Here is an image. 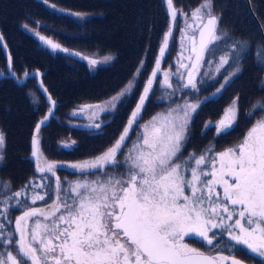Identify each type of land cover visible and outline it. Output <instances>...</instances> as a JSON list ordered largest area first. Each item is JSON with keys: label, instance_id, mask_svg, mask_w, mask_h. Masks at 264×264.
<instances>
[{"label": "snow or ice", "instance_id": "snow-or-ice-1", "mask_svg": "<svg viewBox=\"0 0 264 264\" xmlns=\"http://www.w3.org/2000/svg\"><path fill=\"white\" fill-rule=\"evenodd\" d=\"M43 2L49 4V0ZM163 3L169 25L159 49L160 59L145 81L128 126L108 149L91 160L59 165L44 160L41 166L38 137L56 104L48 95L50 107L34 126L31 156L37 161V171L50 174L41 175L40 180L51 182L30 180L14 190L9 181L0 180V240L14 245L0 253V264H242L237 259L241 252L249 258L255 254L264 264V102L252 105L246 113L254 122L239 143L220 151L209 144L199 154L185 155L189 126L202 102L198 95L195 103L179 100L180 94H199L206 80L214 81L222 75L214 95L219 94L242 74L249 58L264 71V42L233 40L221 27L222 17L214 14L213 0H200L191 13H185L175 0ZM49 6L66 12L54 4ZM66 14L84 18L80 13ZM177 16L184 25L180 41H188L189 55L185 63L182 47L179 68L173 72L171 66L161 69V59ZM39 39L53 52H68L50 39ZM0 47L7 49L2 33ZM5 55L10 68L11 54ZM161 71L163 78L157 84ZM139 72L138 68L137 79ZM17 83L24 81L17 79ZM154 84L157 89L169 90L159 97L169 104L147 124L138 123ZM135 87V80H130L126 89L107 105L83 107L114 111L116 104L132 95ZM260 88L264 89V78ZM43 90L47 93L46 88ZM31 103L36 105V98ZM78 111L74 110L73 115ZM238 111L234 102L225 118L206 128L215 127L217 134H228ZM89 119L93 122L88 127L101 128L94 113L90 112ZM133 124L143 132L129 140ZM5 148L6 137L0 131V162L4 160ZM57 168H69L73 174L89 173L94 178L81 176L75 181H62L56 175ZM46 197L49 203L44 208L31 206ZM17 207L22 212L12 217L11 211ZM5 221L14 223L15 230L7 228ZM185 237L204 250L185 243ZM225 238L229 242L221 244Z\"/></svg>", "mask_w": 264, "mask_h": 264}, {"label": "trees", "instance_id": "trees-1", "mask_svg": "<svg viewBox=\"0 0 264 264\" xmlns=\"http://www.w3.org/2000/svg\"><path fill=\"white\" fill-rule=\"evenodd\" d=\"M176 1L180 5L188 6L196 0ZM253 1L256 2V5L253 4L252 0L250 5L254 15L251 13L249 3H246V0H232L228 6H224L221 2L215 0L227 21L234 24V32L230 33L233 40L247 39L252 44L264 42L260 28L261 26L264 33V20H261V17H264V0ZM51 4L66 10V12L90 14V17L84 21H79L74 18V15L66 14V12H63V15L57 13L52 7V9L50 8L49 5ZM256 9L262 12L260 16L256 14ZM157 13L159 15L155 17ZM221 17V19H224L223 16ZM55 19L63 20V25L57 28L48 26L51 22L54 23ZM167 21L168 16L163 0H49L48 5L43 0H10L6 4H2L0 0V32L11 54L13 72L17 73V71L20 72L28 68L32 69L30 71H36L40 69L39 67H42L45 85L53 96H57L63 110H67L75 104L78 107L79 103H84L87 99L99 100L108 92L113 93L118 90L135 71L137 66L136 59L141 57L144 51H157V48L154 49L155 45H151V47L149 45L148 47L145 46V43H149V39L152 36H160ZM39 23L42 24L39 25ZM30 25L39 28V32L37 31L39 36L47 37L45 32L50 33L54 29L55 34L61 33V35H57L58 40L67 43L73 49L88 52L102 51L109 61V65L121 54L124 57L125 51H129L127 48L131 46L139 45L144 51L138 52L136 48L133 49L136 51H131L125 58L124 64L116 70L107 71L108 68H103L106 66L91 67L85 63V65L81 64L73 67L67 65L63 72H69L71 68H75L72 73L77 71V75L84 79L86 76L82 74L83 71L81 69H85L92 78L89 83L91 88L94 89L93 91L86 88L83 90L84 84L78 90L79 88L76 89L70 86V83L66 84L63 73L57 75L48 74V76L45 74L44 70L51 67L55 59L50 56L51 48L34 34L36 32ZM42 25L45 26L43 30L41 29ZM109 25L108 32H106L110 36H107L109 39L104 35H97L98 31H104ZM238 25L240 26L238 27ZM138 29L140 32H138ZM246 64L251 65L252 68L249 70L244 66L242 74L229 83L227 89L229 88L228 94L231 98L225 103L226 107L222 106V111H226L233 106L234 102L236 104L239 103L241 112L237 116H242L239 120L244 122L241 128L237 126L230 131L227 139H225L228 143L232 142L237 134L239 138L245 134V131L254 122L246 113L252 105L264 101V89L260 88V81L264 78V71L260 69V73L256 74L253 66L255 63L251 58L247 60ZM0 72L8 73V61L5 50L2 47H0ZM69 76L66 74L65 79H68ZM16 82L17 80L10 75L0 80V104H3L10 112L8 119L10 118L9 121L11 123L8 124L13 127V133L20 138L22 150H29L34 130L31 135L27 129L31 123L37 121L40 115L34 117L36 114L28 113L24 100L27 94L24 90L20 92L14 89L7 90L10 88L9 86H13L12 84ZM237 84L239 85L238 89L233 90V87ZM64 85L69 91L76 90L78 94H75L72 99L59 96L64 93ZM216 90L214 88L211 92ZM219 107H221L220 101L216 105V108ZM43 114L44 111L41 115ZM223 114L220 116H223ZM214 115L218 116L217 114ZM19 117H22V119ZM53 127L49 129L46 140H50L51 135L57 132L56 127ZM65 129H67V132L72 130L71 127L67 128V126ZM115 132H117V128ZM99 138L94 137L91 140H97L96 152L89 155L99 153L115 142H111L113 138H110L98 145ZM22 150H16L15 147L7 159L6 166L11 173L19 172V169L26 163V154ZM75 153H78V150L70 151L69 153L67 151H59L56 158H67L68 155L73 156ZM86 174L89 179L94 178L92 174ZM18 213H20V208L14 212L15 215Z\"/></svg>", "mask_w": 264, "mask_h": 264}, {"label": "rangeland", "instance_id": "rangeland-1", "mask_svg": "<svg viewBox=\"0 0 264 264\" xmlns=\"http://www.w3.org/2000/svg\"><path fill=\"white\" fill-rule=\"evenodd\" d=\"M7 1L10 2V0H1V3L6 4ZM218 1L221 2L224 6H228V5H230V2L232 0H218ZM175 2L177 4V6L183 8L185 13H191L200 4V0H196L195 2L191 3L188 6L180 5V3H178L176 0H175ZM252 2L254 5H256L255 1L252 0ZM216 6H217V4H216L215 0H213L214 14L217 16H223V18H224V19H221V21H220L221 27L224 30H226L229 34L233 33L234 32L233 31L234 24L227 21V19L225 18L224 14L221 11V8H218V6H217V8L214 9V7H216ZM57 8H59V7H57ZM54 11L63 15V12H61V11H57L55 9H54ZM261 13L262 12H260L259 10L256 9V14L258 16H260ZM158 15H159V13H157L155 15V17H157ZM83 16H84L83 19L78 18L77 16H74V18H76L79 21H84L90 17V14H83ZM262 19L264 20V17H261V20ZM26 23H29V22H26ZM41 24L42 23H39V25H41ZM62 25H63V20L55 19V22L54 23L51 22V24L48 26H53V27L55 26V28H57V27L62 26ZM168 25H169V17H168V21L164 27L163 33L160 36L150 37L149 43H145V46H148V47H149V45H150V47H151V45L152 46L155 45L154 49L157 48V51H154V49H153L154 52L144 51V50H142V48L139 45L138 46L137 45L131 46V47L127 48L129 51H125L126 54L124 53V57L121 54L111 65H109V61L106 59L105 54L102 51L88 52V51L79 50V49L78 50L74 49L75 51H71L72 53H74L78 57L86 59L89 62L92 60L97 61V63L94 64V66L105 65L106 67H103V68H108L107 71L116 70V69L120 68L124 64L125 58H127L128 54L131 51H136L133 49L136 48L138 50V52L144 51V54L141 57L136 59L137 66H136L135 71L129 77L128 80H125V82L120 86V88L118 90H116L113 93L108 92L106 95H104L99 100L98 99L97 100L87 99L86 101H84V103H79L78 107H77V104H75L72 107L68 108L67 110L61 109V104H60L57 96H53V94L50 92V90L45 85V79H44V75H43V72L41 69L42 67H39L40 69H38V70L42 73L43 86H39V84L36 82V79H35V78H37L36 75H32V78L31 77L24 78L25 73L31 74L34 72V71H30V70H32L30 68L23 69L22 71H20V72L17 71V73H15L16 78L24 81V83L19 84L16 82L15 84H12L13 86H9L10 88H8L7 90L14 89L17 92L24 90V92L27 94V97H28V98L26 96L24 97V100H25L26 105H27L28 113L30 114L32 112V113L36 114L34 117H37V115H40L35 123H31L30 127L27 129L28 133H30L32 135V131L34 130V126L37 124L38 121L43 119L46 111H48V109L50 107V101L48 100V95H50L52 100H54L56 102L55 109L53 111V115L48 119L46 124L41 126L39 137H38V138H40L39 153H40L41 159L39 162L41 163V166H43L44 160H47V162H49V163H56L57 165L83 162L85 160H91L93 157H95V156H97V155H99L105 151V150H103L99 153L89 155L91 153L96 152V141L97 140L95 139V140L91 141L94 137L90 136L87 132L100 131L101 133H108L107 131H105L104 129H101V128L99 130H97L95 128L88 127L93 122L91 119H89V114H90V112L94 113L95 117H96V122H99V123H101V125H103L106 122V121H104L105 118L108 119L111 116H113L115 119V115L118 114L119 110H122V111L125 110L127 99H129L128 101L130 102L131 106L134 105V100L135 99L138 100V98L142 94V88L145 84V81L149 78L151 71L154 70L155 61L157 59H160L159 49L162 46L164 33L167 31ZM239 26L240 25H238V27ZM263 26H264V24H263ZM30 27H32V29L35 32L38 30V28L36 26L34 27V26L30 25ZM108 27H110V25L107 26L106 27L107 29H104V31H98L97 35L98 36L104 35L107 37L108 35L106 34V32H108V29H109ZM183 27H184V25L182 23L181 17L177 16V19L175 22V28L173 29L172 35L169 38L168 48L165 51L164 57L161 59V69L162 70H168L169 66H171L172 71L175 72L179 68V64L177 63V61H178V59H181V48L182 47L184 49V51H183L184 62L188 63V61L186 59L187 56L189 55L188 41L186 39L183 41V43H181V41H180V31ZM193 28H195V25H193ZM41 29L42 30L45 29V26H43ZM138 32H140L139 29H138ZM45 34L47 35V39L52 40L54 43H57L59 45H61L63 43L62 41L58 40V38H57V35H61V33L55 34L54 29L51 30L50 33L45 32ZM108 37H110V36H108ZM50 56L55 60L53 62L54 64L51 67L44 70L45 74L47 76H48V74H56L57 75V74L63 73L64 81L67 82L66 84L70 83V86H72L73 88H76V89L79 88L78 90H80L82 88L81 85L84 84L83 90L85 88L89 89L91 91L94 90L91 88V84L89 83L90 79H92V78L87 73V70L81 69L83 71L82 74H85V76H86L84 79H81V77H79L77 75V71H76V73H72V70H75V68H71L69 72H66V71L63 72L64 68L67 65L74 64V58H75L74 55H72V57L71 56H65V52L57 50L55 52L50 51ZM141 64H142V68H141ZM253 66L255 68L256 74H259L260 68L257 67L256 64H254ZM245 67L248 68L249 70L252 68V66L248 65V64H246ZM138 68L140 69V72H139V77L137 79L135 74L137 73ZM95 70H93V71H95ZM179 70L184 71V69H179ZM201 71H203V70H201ZM64 74L70 75L69 78L65 79ZM162 78H163V74H157L156 83L158 84L162 80ZM172 79L175 81L176 77H173ZM130 80H135V82H136V87H135L132 95L126 97L125 99H123L119 103H117L114 111L113 110L99 111V110H96L95 108L89 109V108L83 107L85 105H93V106L94 105H107V102L109 100H111L112 97L118 96V94L120 92H122L126 89L127 84ZM221 82H222V75L214 81H207L206 80V82L202 86V89H201L199 94H194L192 96H184L182 94L179 95V100L181 103L185 99H187L191 103H195L196 102V95L199 96V100L202 102L200 107L197 109L196 114L192 118L191 125L189 126V130H188L189 140H188V143L185 147L186 151L184 149L185 155L189 152H195V153L199 154L209 144L214 145L217 151L224 150L228 147H232V146L236 145V144L231 143V142L228 143L227 141H222L221 139L222 138L227 139V137H228V135L232 129L236 128L237 126L241 128L244 125V122L239 120L242 116H240V115L236 116L235 123L232 125V128L228 132V134H223V133L217 134L215 127H207L206 128V125L215 126L221 119L225 118V112L226 111H222V106L226 107L225 103L231 98V96L228 94L229 88L227 89V86L229 84L226 85L224 87V89L222 91H220L219 94L214 95V93H216L217 90L215 92H211V90H213L214 88L217 89ZM63 87L65 88V85ZM238 87H239V85L237 84L236 86L233 87V90L238 89ZM45 88L47 89V93H45L43 90ZM63 91H64L63 95H59V94L58 95L63 97V98H67V99H72L75 96V94H78V92H76V90L69 91L68 89L65 88ZM166 91H169V90L157 89L156 84H154L152 93H150L148 99L145 102L144 115H142V113H140L139 116L142 119L139 120L138 123L147 124L152 119V117L156 116L158 113H162L167 108L169 101L167 99H164V100L159 99V97ZM33 97L36 98V100H37L36 105H33L31 103V100ZM206 97L208 99H205ZM211 97H212V101L210 102ZM218 101L221 102V107L216 108ZM238 109H239V111H238V114H239L241 112L240 104L238 105ZM74 110H79L77 115H73ZM43 111H44V114L41 115V113ZM0 113H1L0 131H3L5 134V137H6V148L4 150L5 151L4 160H3V162H0V180L9 181L12 189H14V190L21 189L22 186L27 184L30 180H35L36 183H41V182H43L45 184L50 183L51 182L50 180H45V181L40 180L41 175L50 176V174H41L39 171H37V169H36L37 161L35 160V158H33L31 156V153L34 150L32 142H30L29 150H22L21 145H20V138L18 136H16L15 133H13L14 132L13 127L8 124V123H11L9 121L10 118L8 119L10 112L8 111V109L3 104L2 105L0 104ZM222 113H224L223 116H220ZM214 114H217L218 116L216 117ZM17 117H18V115H17ZM19 118L22 119V117H19ZM120 120H121V118H120ZM53 126L56 127L57 132H55L54 134L51 135L50 140H45L49 129H51ZM66 126H67V128L71 127L72 130L70 132H67V129H65ZM246 131H245V133H246ZM142 132H143L142 130L134 129L132 133H129L128 139L129 140H135L136 135L142 134ZM120 135L121 134H118V137ZM76 140L79 141L78 153H75L73 156L68 155L67 158H63V160H54L53 159V156L56 157V155L59 151H67L69 153L70 148H73V146L76 144ZM65 145H69V146L66 147ZM14 146L16 147V150L21 149L26 154V163L24 164L23 167H21L19 169L20 171L17 173H11V171H9L7 169V166H6L7 159L9 157L10 153L12 152V150L15 148ZM120 158L121 157L117 156V159H120ZM67 169H68L67 175H63L62 173L57 175L59 172H58V170H56V175L59 176L62 181L65 178H67V180L69 181V179L71 178V174H73V171L71 169H69V168H67ZM79 175H81V173H79ZM36 191L43 192V189H36ZM29 194H31V192H29ZM0 199H3V193L2 192H0ZM47 203H49V199L46 197V199L44 201H37V203L35 205H33V207L44 208ZM2 207H3V205L0 204V208H2ZM17 209H18V207L12 209V211H11L12 217H18L21 214V212H22L21 209H20V213H18L17 215L14 214V212ZM33 219L35 220L37 218L35 217ZM39 219L43 220L42 217H40ZM4 223L6 224L7 228L11 229L12 231L15 230L14 223L13 224H7L6 221ZM6 246L7 245H5L2 240H0V249L5 250V248H7Z\"/></svg>", "mask_w": 264, "mask_h": 264}, {"label": "flooded vegetation", "instance_id": "flooded-vegetation-1", "mask_svg": "<svg viewBox=\"0 0 264 264\" xmlns=\"http://www.w3.org/2000/svg\"><path fill=\"white\" fill-rule=\"evenodd\" d=\"M160 73L162 74V71ZM136 106H137V103H136V105L134 104L133 106H131L130 102L127 101L125 110L124 111L119 110L118 114L115 115V119H114L113 116H111L108 119H106V118L104 119V121H106V122L103 125H101V129H105V131H107L110 136L108 138L100 137L99 140H98V145L102 144L104 141H106L107 139H110V138H113L111 140V142H112L116 138L118 133L123 131V129L128 126V121H129V119L131 117V113L135 110ZM142 115H143V113H142ZM120 118H121V120H120ZM141 119L142 118L139 116L138 122ZM116 128H117V132H115ZM134 129H136V125L135 124H133L132 131L130 133H132ZM139 130L143 131V129H139ZM244 135L245 134H243V136L241 138H239L238 134H237L236 138L231 143H234V144L239 143L242 140V138L244 137ZM221 140L222 141H226L223 138ZM76 142H77V144H75L73 146V148H70V151L78 150L79 141L76 140ZM185 151H186V149H185ZM217 190L222 192V188L218 187ZM184 242L188 243L192 247H197V248H201V250H204L203 246H201L200 244L196 243L193 240H190L188 237H185V241ZM228 242L229 241L227 240V238H225L220 243L221 244H225V243H228ZM208 254H212V253H208ZM224 254L227 255L228 253L224 252ZM237 259H240L242 261V264H262V259L260 257H258V256H255V254H252L251 258H249L248 255H245L244 252H241V253L237 254Z\"/></svg>", "mask_w": 264, "mask_h": 264}, {"label": "bare ground", "instance_id": "bare-ground-1", "mask_svg": "<svg viewBox=\"0 0 264 264\" xmlns=\"http://www.w3.org/2000/svg\"><path fill=\"white\" fill-rule=\"evenodd\" d=\"M249 7H250V11H251V13L254 15V13H253V10H252V7H251V5H250V3H249ZM260 28H261V31H262V35H263V38H264V33H263V29H262V27L260 26ZM14 72H13V70L10 72V71H8V73L6 74H4L3 76H2V79L4 78V77H7V76H12L13 77V74ZM15 74V73H14ZM14 78V77H13ZM1 79V78H0ZM15 80H17V78H16V75H15V78H14ZM33 136H34V133H33Z\"/></svg>", "mask_w": 264, "mask_h": 264}]
</instances>
